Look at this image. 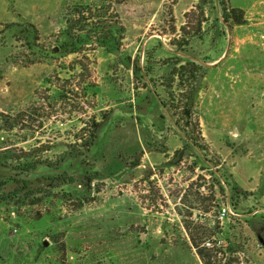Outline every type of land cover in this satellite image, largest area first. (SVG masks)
<instances>
[{
    "label": "rangeland",
    "instance_id": "rangeland-1",
    "mask_svg": "<svg viewBox=\"0 0 264 264\" xmlns=\"http://www.w3.org/2000/svg\"><path fill=\"white\" fill-rule=\"evenodd\" d=\"M205 263L264 264V0H0V264Z\"/></svg>",
    "mask_w": 264,
    "mask_h": 264
},
{
    "label": "trees",
    "instance_id": "trees-1",
    "mask_svg": "<svg viewBox=\"0 0 264 264\" xmlns=\"http://www.w3.org/2000/svg\"><path fill=\"white\" fill-rule=\"evenodd\" d=\"M123 2L126 1V0H122ZM116 2V0H115ZM112 6V2H110L107 6H106V9H109L110 7ZM78 15H80V21H76L74 19H70L68 22H69V26L68 28H66V33L67 35L75 40V42L77 41H80L81 38H80V35L82 33H85L84 36L86 35H89V34H92L91 35V39L92 38H95L94 40H96V37H98L97 40L101 39V32H108L105 30V28L107 27V24L109 25H112V24H115V23H111V22H108V19H101V16H97L96 17V14H94L92 12V10H89L87 11L85 14L84 13H79ZM231 15H233V20H235V22L237 24H244L245 23V19L243 17V12L241 10H237V9H232L231 11ZM95 19H97L98 21H94ZM76 24H79V29H76L78 28L76 26ZM108 37H104L102 39H107ZM109 47H112V48H116L118 49L116 46H113L110 44ZM73 53H77L79 54L80 52L79 51H75ZM86 58V57H84ZM63 89V88H61ZM45 101V100H44ZM35 112H41L40 109H35L34 110ZM94 126H98V123H93ZM42 128V126H39V127H36L34 128L33 130H40ZM79 135L75 134L74 138L76 139V144H75V148L76 150L78 151L79 149L81 148H89V146L93 143V140L91 138V136L89 138H84V134H83V131L80 130L79 131ZM79 141H81V143H79ZM37 162L36 161H31V162H28V163H25L23 165V168H26V170H33L36 168L37 166ZM73 179L72 178H69V181H72ZM210 244L208 245V248H212L213 246L209 247ZM200 257L201 258H204L202 253L200 252ZM206 264V263H205Z\"/></svg>",
    "mask_w": 264,
    "mask_h": 264
}]
</instances>
